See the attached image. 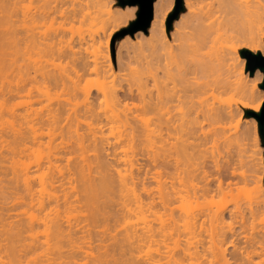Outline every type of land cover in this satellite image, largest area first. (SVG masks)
Wrapping results in <instances>:
<instances>
[{
  "label": "rangeland",
  "instance_id": "obj_1",
  "mask_svg": "<svg viewBox=\"0 0 264 264\" xmlns=\"http://www.w3.org/2000/svg\"><path fill=\"white\" fill-rule=\"evenodd\" d=\"M0 1L4 2L2 4L0 2V56L3 58H0L2 60L0 61V115H2L0 116V215L3 216L0 220V227L2 229L3 224H5L2 220L6 221L8 217L10 220L20 219V222H25L27 219L26 224H29L28 221L32 218L33 220H30L33 227L31 239L35 240L32 242L34 245L31 244L33 247L30 245L32 248H30V253L29 248L25 249L28 253L20 249L23 254H19L18 257L22 261L14 256L15 261L8 257L9 261L18 262L17 264L28 262L32 264V262L44 259L43 253H45L46 248L45 244L41 246V242H45L46 238L44 237H47V231L46 228L44 229L45 226L40 222L38 223V221H40L39 217L46 216V219H50V217L54 219L55 217L58 221L61 220L60 222L63 223L62 226L64 225V227L68 225L74 227L77 224V231L74 238L72 237L74 240H70L73 243L62 241L64 242L62 247L65 249L66 256L70 252H66V250L71 245L77 251H72L74 252H71L72 254L69 253L73 257L69 258L70 256H68L69 259H67L63 255L64 250L61 249L63 260L59 258L60 260H55V262H52L53 264H93L95 263V257H99L98 255L101 253L104 255L106 243H109L110 236L113 240L117 237L121 238L127 229L126 233H131L135 228L134 225L140 228L142 224L144 226L147 219L150 222L149 225L154 223L151 225L156 228V231L160 229L158 231H161V233L157 231L153 242L151 241L149 244L141 243L139 247L132 241L135 246H130L132 250L129 247L127 248L129 251L126 250L127 253L126 251V254L123 253L126 256H123L125 262L122 261L123 259L121 260L122 256H119L115 251L116 257H121L120 259L117 258L119 263L116 264H122L123 262V264H130V262L134 264L133 259L139 256H142V258L143 256L146 258L147 256H153L157 261L159 258L158 262L154 260L157 264H170L172 259L175 260L173 263L176 264H198L199 262H201L199 264H207L212 258L211 256L209 258L211 250L208 247L215 239L214 227L216 223L212 222V217L214 213L221 212L223 222L219 224L218 229L229 236L230 232H233L236 237L234 244H229L230 238L225 241L223 246L225 248V261L222 260L223 258H217L218 262L216 259H212L208 264L211 262L213 264L214 261V264L223 262L225 264L246 263V260L243 261L242 259L244 257L239 256L243 262L238 259V255L245 256V253L238 254V252H242V248H245L247 242L253 237L264 234V204L261 203L264 202V144L259 135L257 121L253 117H248L246 112H259L264 101V90L260 87L263 83V72L258 68L251 72L248 67V60L240 55V50H249L248 46L253 42L259 45L261 52L264 50V21L259 24V27L258 25L250 28L245 26L233 39L223 42L222 46H216L212 52L214 56H211V54L205 56L207 65L210 67L215 66V57L223 55L231 49L239 60L238 71L242 69L240 77L226 79L225 76L216 72L217 68L214 71L209 68L210 71L204 66L205 71H209L203 74L201 71V75L198 71L195 79H192L193 91L188 93L187 98L173 104L169 115L175 120V129L170 138H166V142L174 143L176 141L179 125L186 120L198 121V129L201 131L200 136L202 139H197L198 142L201 141V146L195 149L194 152L190 150L189 154L187 153L190 157L187 154L183 157L173 152H166L163 144L158 140L156 117L159 110L156 109L155 104L158 93L172 87L168 75L164 72L165 68L164 70L162 68L163 63L158 67L157 57L161 58V54V61L163 62L168 59L169 65L166 64L167 68L169 67L175 72L174 68H177V63L169 59V54H173L172 57L175 55L174 58L175 60L177 58L176 61L179 63V56L176 57V54L179 49L185 50L181 53L183 64H193L196 58L200 56V53L194 50L193 37L189 33L190 31L185 28L184 23L182 24L186 12L185 0H183V10L173 20L171 29L169 32L167 31L168 36L165 38L159 32V25L163 23L166 29L165 21L174 7L175 0H155L153 2V18L147 33L138 30L133 34L126 32L122 35L121 33L128 28L129 24L137 19L136 13L139 11L137 5L122 7L119 5L118 0ZM56 1H59L57 11L53 8ZM202 6L201 1L195 0L193 8ZM172 30H180V35ZM252 40L253 42H251ZM49 46L52 47H50L52 50ZM165 52L168 55L164 54ZM208 59L209 61H207ZM242 60H245L243 67ZM95 62L100 66L99 69L94 67ZM2 63L4 64L2 65ZM45 70L48 71L47 74L44 73L47 72ZM41 71L44 73L43 75ZM174 75L177 78V74L174 73ZM159 81H163V84H160ZM103 86L114 89L115 95L121 102L122 111L129 118L127 120L129 123H125L127 126H124L125 124L120 126L118 123L117 125L116 123L107 124L104 121L103 115L111 109V103H109V98H106L102 93ZM251 86L254 87L252 96L246 91ZM88 107L91 112H88ZM216 113L221 114L220 118L214 115ZM21 115L22 117L26 116V123L21 122L22 120L18 121L22 118ZM87 120L91 124L94 120L93 123L96 126H93V124L87 126V124H90L89 122L86 123ZM17 123L20 128L16 126ZM97 126L99 132L96 131L98 130ZM15 129L21 130L18 133L20 132L23 135L16 133V135H19L17 137ZM96 134H98V137ZM92 135H95L96 141ZM95 142L100 147H97ZM93 145L96 146L97 150L101 149L100 152L95 150ZM158 155L160 156L158 157ZM123 158L124 162L121 160ZM128 158L131 161L130 165ZM89 159H92L91 162L95 163L96 166ZM102 162L103 165L112 167L111 172H114L116 176V171H121L122 176L125 173V175L127 173L132 174L135 180L134 183L136 182L131 185L134 186L133 190L130 189L126 191L127 193L125 190L115 194L109 192L111 195H108L111 196L112 201L107 195L108 192H105L107 197L103 193L101 195L99 191V196L96 195V199L92 196V191H87L89 194L84 192L86 189H82V177H87L88 173H91L88 177L92 178L94 176L96 181L100 178L101 171L98 172V169H100L99 166H102L99 163ZM23 164L26 165L24 168H27L26 171L28 170L29 177L31 174V179L29 178L31 191H28L29 193H25L27 191L23 187L25 185L23 178H21L23 177L22 174L18 173L19 180L16 177L17 172L22 173ZM49 166L50 168H48ZM76 166H79V168ZM80 166L83 170L82 173L79 172ZM18 167L20 168L18 169ZM144 173H147L148 177L144 186L147 189L151 188L148 190L150 192L154 191L153 195L156 194L154 195L155 202L153 201L154 204L152 205L148 204L150 200L146 202L147 198H145L146 195L142 189ZM52 174L58 176L62 174L61 178L66 175L67 177L65 176L61 180L62 185L63 183L64 185L62 186L59 183L60 181L58 182L59 185L56 183L59 187H51L52 185L50 186L49 183H43L45 186L40 185L39 181L46 180ZM57 175L55 177L59 178ZM46 182H48V178ZM176 182L184 184L182 186ZM79 184L81 185L79 186ZM161 184L164 186H160L163 193L172 192L171 188H174L175 193L171 195V198L161 199L158 193ZM41 189L43 190L41 191ZM78 189L83 190L84 197ZM198 190L204 192L201 194ZM32 193L34 194V200L31 197ZM189 193L191 194L189 195ZM48 195L51 196L52 200L51 198L47 200L50 197ZM142 195H145V199L142 198ZM52 196L56 202L53 201ZM41 197L46 204L47 201L51 200L48 203L50 205L47 204L46 209L43 211L35 205L37 202L35 199L38 198L39 200ZM137 197L143 199V203H140ZM158 197H160V200ZM105 200L106 202H104ZM126 201L128 204H126ZM21 202L23 203L20 204ZM258 206L259 211L257 210ZM253 208L257 212H253L252 216L250 210ZM104 209L107 215L109 213L111 215L109 216L110 222H107L109 220L106 221L107 224L102 221ZM126 209H130L129 212ZM140 216L141 218L145 217L144 223H142V219H138ZM86 218H88L87 221ZM186 218L190 219L185 220ZM115 219L116 221L119 219V222H116ZM191 219L195 220L193 231H191L192 225L190 226L192 224ZM120 221L126 222L120 223ZM184 221L188 223L185 225ZM88 222L89 225H87ZM111 223H114V226ZM76 226L74 229H76ZM131 226L134 228L131 229ZM185 226L187 228L191 227L189 228L191 230H187ZM94 227L97 228L99 234ZM105 228L108 230L105 231ZM129 228L131 231H129ZM112 230L115 231L116 235L114 232L111 234ZM102 234L105 238L101 236ZM118 234H121V236H118ZM0 236V241H3V234H0ZM26 238L27 241L29 238ZM123 238L124 241L122 239L120 241L124 243L127 240L125 237ZM3 242H0V244L2 243L0 245L2 246L0 247V264L3 262L8 263ZM35 244H40L39 248ZM195 247L196 250L198 249L199 255L194 253ZM71 249L73 250V248ZM188 249L190 251L188 252L189 255H187L188 253L185 254V250ZM80 250H84V253L79 252ZM110 250L109 247L107 251L112 254ZM256 250L259 249L256 248ZM47 251L50 250L47 248ZM148 252L149 255H143L144 253L148 254ZM254 252L256 251L254 250ZM263 252H261L262 254L257 252L259 254L256 253L253 256L254 264H264ZM7 255H9L8 252ZM1 258H4L5 261ZM135 261L137 260L135 259ZM150 261L152 260L149 259ZM147 262H143V264H152ZM136 263L138 264V261Z\"/></svg>",
  "mask_w": 264,
  "mask_h": 264
},
{
  "label": "bare ground",
  "instance_id": "obj_2",
  "mask_svg": "<svg viewBox=\"0 0 264 264\" xmlns=\"http://www.w3.org/2000/svg\"><path fill=\"white\" fill-rule=\"evenodd\" d=\"M196 1H201L202 3H203V6L202 7H200V8H193V6H194V2H195V0H185V9H186V12H185V14H184V20L182 21V24L184 23V25H185V28H188V30L190 31L189 33L192 35V37H193V47H194V50H196V51H198L199 53H200V56L198 57V58H196V60H195V62L193 63V64H183V62L181 61V58H182V54L181 53H183V52H185V50H182V49H179L178 50V52H177V54H176V57L177 56H179V63H178V61H176V60H178L177 58H176V60H175V58H174V56L172 57V55L173 54H166V52L164 53V54H166V55H168L170 58L169 59H172L175 63H177V68H174L175 69V72H173V70L172 69H170L169 67L167 68V66H166V64L167 65H169V63L167 62V60H166V62H163V61H161L162 59V55L160 54V56H161V58H159V57H157L158 59H156L157 60V65H158V67L159 66H161V63H163V65H162V68H163V70H164V68H165V70H164V72L168 75V79H169V81L172 83V87L171 88H166V89H164V90H162V91H160L159 93H158V95H157V101H156V104H155V107H156V109H158L159 110V112H158V116L156 117V122H157V130H156V132H157V138H158V140L163 144V148H164V150L166 151V152H168V153H170V152H173L174 154H176V155H180V156H183L184 157V155H186L190 150H191V152H192V150H193V152H194V150L195 149H198V147L199 146H201V141H199L198 142V140H201L202 139V137L200 136L201 135V131L198 129V125H199V122L198 121H192V120H186V121H183L180 125H179V130L177 131V137H176V141L174 142V143H169V142H166V138H170V136L172 135V132H173V130L175 129V120L172 118V116L171 115H169V113H170V110H171V108H172V106H173V104L175 103V102H180V101H182L184 98H187L188 97V93L190 92V91H193L192 90V79H195V77H196V74L198 73V71L200 72L199 74L201 75V71H202V74L203 73H206V72H208L209 70L211 71V69L214 71V70H216V68H217V70H216V72H219V74H222L223 76H225V78L226 79H229V78H231V77H235V78H237V77H240V75L242 74V69H241V71H238V63H239V60H238V57L234 54L235 52H233L231 49H230V51L229 52H227V53H225V54H223V55H220V56H216L215 57V60H216V63H215V66H214V68H213V66H208L207 65V62H206V60H205V56L207 55H209L210 56V54H211V56H214V54L212 55V52L214 51V49H215V47L216 46H222V44H223V42H226V41H228L229 39H233L238 33H240V31H242L244 28H245V26L246 27H248V28H250V27H253L254 25H258V27H259V24H261V23H263V21H264V0H196ZM1 2V1H0ZM55 2V1H54ZM2 3H4V2H1V4ZM61 3V2H60ZM7 5V4H6ZM7 7V6H6ZM59 7V1H56V5H54V10H56L57 11V8ZM3 8V6L1 7V9ZM8 8H9V6H8ZM181 28V27H180ZM10 29V28H9ZM11 31V30H10ZM173 32L175 31L178 35H180V30H172ZM7 32H9V30H7ZM159 32H160V34H161V36L163 37V38H165V37H167L168 36V32H167V30L165 29V27H164V24L162 23L161 25H159ZM9 34V33H8ZM2 35V34H1ZM4 35H6V34H4ZM7 36V35H6ZM50 36V35H49ZM53 36V35H52ZM2 37V36H1ZM8 38H9V36H7ZM13 37V36H12ZM51 37V36H50ZM54 37V36H53ZM52 37V38H53ZM4 38V37H3ZM55 38V37H54ZM253 38V37H252ZM14 39V38H13ZM52 40V39H51ZM47 42H49V41H47ZM53 42V41H52ZM251 42H253V40L251 41ZM2 43H4V42H2ZM49 44V43H48ZM54 44V43H53ZM52 46V45H51ZM51 46H49V48L51 47ZM233 47V46H232ZM249 47V52L251 53L252 52V54L254 53V54H257V53H260V55L262 56V57H264V50L261 52L260 50V48H259V45H256V44H254V42L251 44V45H249L248 46ZM52 48V47H51ZM50 48V49H51ZM52 50V49H51ZM50 50V51H51ZM73 53V52H72ZM1 55V54H0ZM3 55V54H2ZM57 55H58V53H57ZM60 55V54H59ZM241 55V54H240ZM73 56V55H72ZM206 56V57H207ZM242 56V55H241ZM2 56H0V58H1ZM4 57V56H3ZM75 57V56H74ZM172 57V58H171ZM204 57V58H203ZM243 57V56H242ZM211 58V57H210ZM245 58V57H244ZM1 59H3V58H1ZM0 59V61H2ZM74 59V58H73ZM165 59V58H164ZM203 59V60H202ZM205 60V61H204ZM4 61V60H3ZM74 61V60H73ZM170 61V60H169ZM207 61H209V59L207 60ZM212 63V62H211ZM1 64V63H0ZM4 63H2V65H3ZM245 64V60H242V67H243V65ZM210 65V64H209ZM204 66L206 67V69H209V68H211V69H209V70H207V71H205L206 69H204ZM94 67L96 68V69H99L100 68V66L97 64V62H95L94 63ZM167 68V69H166ZM38 70H40V69H38ZM205 72H204V71ZM45 71H47V70H45ZM42 72V71H41ZM45 74H47L48 73V71L47 72H44ZM43 72L41 73L42 75L44 74ZM174 73L175 74H177V78L175 77V75H174ZM50 74V73H49ZM197 75L198 77L200 76V75ZM48 76V75H47ZM49 77V76H48ZM45 78H46V76H45ZM238 79H240V78H238ZM160 82V84H163V81H159ZM102 87V86H101ZM1 88V87H0ZM104 88V89H103ZM103 95L107 98H109V100H110V102L109 103H111V109L108 111V113L107 112H105L106 114H104L103 116H104V121H106V123L108 124H115L116 123V125H117V123L121 126V125H123V124H125V123H127L128 121L127 120H129V118L124 114V112L122 111L123 109H122V106H121V102H120V100L117 98V96L115 95V91H114V89H112L111 87H104L103 86ZM246 91H247V93H249L251 96L253 95V92H254V87L253 86H251V87H249V88H247L246 89ZM87 94V93H86ZM85 94V95H86ZM263 103V102H262ZM262 106V105H261ZM110 107V106H109ZM121 107V108H120ZM158 107V108H157ZM6 108V107H5ZM87 109H89V107L87 108ZM5 110V109H4ZM2 111V110H1ZM88 111V110H87ZM88 112H91V109H89V111ZM255 112V111H254ZM5 114V113H4ZM13 115V114H12ZM15 115V114H14ZM217 118H220V116H221V114L220 113H216V114H214ZM0 116H2V115H0ZM15 117H16V115H15ZM21 117H22V115H21ZM18 118H19V115H18ZM254 118V117H253ZM12 119H13V117H12ZM23 119H24V121H23ZM11 120V119H10ZM15 120V119H14ZM13 120V121H14ZM22 120V121H21ZM52 120H53V118H52ZM78 120V119H77ZM92 120V119H91ZM95 120V119H94ZM93 120V121H94ZM256 120V119H255ZM17 121V120H16ZM18 121H21V122H24V123H26L25 121H27L26 120V116L24 115L20 120H18ZM93 121H92V124H93V126H96L95 125V123H93ZM15 122V121H14ZM54 122V121H53ZM87 122H89L88 120L86 121V123ZM90 124H87V126L88 125H92L91 124V122H89ZM99 123V122H98ZM129 123V122H128ZM143 123V122H142ZM14 124V123H13ZM20 124V123H19ZM23 124V123H22ZM7 125H9V124H7ZM116 125H114V127H116ZM129 125V124H128ZM16 126H19L18 125V123H17V125ZM124 126H127L126 124L124 125ZM132 125H130V127H131ZM180 126H181V128H180ZM142 128H143V126H141ZM13 128V127H12ZM18 128V127H17ZM19 128H20V126H19ZM97 129H98V126L96 127ZM131 128H133V126L131 127ZM141 128V129H142ZM91 129H92V127H91ZM134 129V128H133ZM16 130V132H15V135H16V133H18V131H21V130H18V129H15ZM89 130H90V126H89ZM93 130V129H92ZM91 130V131H92ZM95 130V129H94ZM132 130V129H131ZM13 131V130H12ZM11 131V132H12ZM91 131H90V133H91ZM96 131H98L99 132V129L98 130H96ZM95 131V132H96ZM135 131V130H134ZM94 132V131H93ZM20 133V132H19ZM18 133V134H19ZM89 133V134H90ZM133 133V132H132ZM20 134H22V133H20ZM81 134V133H80ZM92 134V133H91ZM135 134V133H134ZM23 135V134H22ZM97 135V137H98V134H96ZM132 135V134H131ZM130 135V136H131ZM13 136H14V134H13ZM17 137H19V135H16ZM78 136V135H77ZM83 136V135H82ZM95 135H92V137L95 139L96 137H94ZM78 138V137H77ZM91 138V137H90ZM100 138H101V136H100ZM99 138V139H100ZM17 139V138H16ZM20 139H21V137H20ZM20 139H18V140H20ZM92 139V138H91ZM94 139H93V141H94ZM198 139V140H197ZM78 140V139H77ZM82 140V139H81ZM97 140H98V138H97ZM195 140H197V141H195ZM92 141V142H93ZM95 141H96V139H95ZM98 142V141H97ZM96 143V142H95ZM95 145V144H94ZM93 145V147H95V150H97V148H96V146L97 145H99V144H97L96 143V146H94ZM82 146V145H81ZM15 147V146H14ZM92 147V148H93ZM97 147H100V146H97ZM16 149V148H15ZM94 149V148H93ZM101 150V149H100ZM100 150H97V151H99L100 152ZM93 152H94V150H93ZM98 153V152H97ZM102 153V152H101ZM100 153V154H101ZM126 154V153H125ZM124 154V155H125ZM129 154V153H128ZM156 155H157V153H155ZM154 154V155H155ZM160 154V153H159ZM189 154V153H188ZM187 154V155H188ZM191 154H193V153H191ZM95 155H98V154H95ZM161 155V154H160ZM160 155H158V157L160 156ZM186 155V156H187ZM164 156V155H163ZM189 157H190V155H188ZM122 157H124V156H122ZM121 157V158H122ZM126 157V156H125ZM157 157V156H156ZM165 157H166V155H165ZM49 158V157H48ZM101 158V157H100ZM154 158V157H153ZM51 159V158H50ZM50 159H48L49 161H50ZM95 159V158H94ZM127 159V158H126ZM125 159V160H126ZM157 159V158H156ZM90 160V162H91V160L92 159H89ZM99 160V159H98ZM96 161V162H99V161ZM102 160V159H101ZM121 160H123V162H124V158L123 159H121ZM131 160H133V159H131ZM154 160V159H153ZM178 160V159H177ZM128 161H129V158H128ZM48 162V161H47ZM130 162L131 161H129L128 163H129V165H130ZM175 162V161H174ZM177 162V161H176ZM92 163V162H91ZM52 164V163H51ZM50 164V165H51ZM93 164V163H92ZM100 165L102 164V166H99L100 167V169H98V172L99 171H101L100 173V178H98L96 181H95V179H94V176L91 178V177H88V176H90L89 174H91V173H88V175H87V177L85 176V174H83V176H85V177H82L83 178V183H82V185H83V190H85L86 189V191H84V192H87V191H89V192H91L90 194L95 198V197H97L96 195H98L99 196V191L101 192L100 194L102 195V193L105 195V196H107L108 194H112L113 192H114V194L115 193H121V192H123L124 190H125V192L126 191H129L130 189H132L134 186H131L133 183H134V176L131 174L130 175V173L128 174L127 173V175H125V174H123V172H122V174L124 175V176H122L121 175V171H116L117 172V176H116V174H114V172H111V168L108 166V165H103V162L102 163H99ZM107 164H108V161H107ZM132 165H133V163H131ZM178 164V163H177ZM24 165V164H23ZM77 165H79V164H77ZM90 165V164H89ZM89 165H88V167H89ZM93 165H95V163L93 164ZM126 165V164H125ZM131 165V166H132ZM86 166V165H85ZM91 166V165H90ZM96 166V165H95ZM97 166H98V164H97ZM24 167H26V165H24L23 166V170L21 169V171H22V173H20V172H17V174H16V177H17V175H18V173L21 175L22 174V176L23 177H21V178H23V182H24V185L25 186H23V187H25L26 189V191L27 192H25V193H29L30 191H31V188H30V183H29V178L31 179V174H30V177H29V175H28V170L26 171V169L24 168ZM77 167V166H76ZM87 167V168H88ZM128 167H130V166H128ZM175 167V166H174ZM14 168V167H13ZM16 168V167H15ZM20 167H18V169H19ZM48 168H50V166L48 167ZM77 168H79V166L77 167ZM77 168H75V169H77ZM85 168V167H84ZM86 168V169H87ZM92 168V167H91ZM97 168V167H96ZM115 168V167H114ZM176 168V167H175ZM85 169V170H86ZM14 171H15V169H13ZM78 170V169H77ZM84 170V171H85ZM118 170V169H117ZM178 170V169H177ZM17 171H20V170H17ZM57 171V170H56ZM81 171H83V170H81V166H80V170H79V172H81ZM97 171V170H96ZM131 171V170H130ZM183 171V170H182ZM16 172V171H15ZM14 172V173H15ZM30 172V171H29ZM58 172V171H57ZM78 172V171H77ZM89 172V171H88ZM94 172V171H93ZM115 172V173H116ZM61 173V172H60ZM82 173V172H81ZM80 173V174H81ZM84 173V172H83ZM86 173V172H85ZM177 173V172H176ZM51 174V173H50ZM59 174V173H58ZM99 174V173H98ZM97 174V175H98ZM178 174V173H177ZM183 174V173H182ZM48 175V174H47ZM57 175V174H56ZM56 175H54V174H52V175H50L49 177H47L48 178V182H46V180H47V178H46V180H41V181H39V183H40V185H42L43 183L45 184V183H49L50 184V186L51 187H57L58 185H59V183H61V185H62V182H61V180L66 176V175H64L62 178L60 177V176H62V174L61 175H57L59 178H57V177H55ZM72 175V174H71ZM135 175V174H134ZM184 175V174H183ZM183 175H180V176H183ZM229 175V174H228ZM81 176V175H80ZM115 176V177H114ZM177 176V175H176ZM175 176V177H176ZM187 176V175H186ZM227 176V175H226ZM67 177V176H66ZM19 178V176L17 177V179ZM21 178H20V180H21ZM41 179H42V177H40ZM61 178V179H60ZM77 178V177H76ZM81 178V177H80ZM81 178V179H82ZM148 177H147V173H144L143 174V178H142V181H143V184H142V189H143V192L145 193V195H142L143 197L142 198H144V196H145V198H147L146 199V202H148L149 200V202H148V204H154L153 203V201L155 202V199H154V195H156V194H152V193H154V191L153 192H150V190H148V189H151V188H148L147 189V187L146 186H144V184H145V181H146V179H147ZM179 178V177H178ZM44 179V178H43ZM77 179H79V178H77ZM19 180V179H18ZM66 181H68L67 179H65ZM70 180V179H69ZM76 180V179H75ZM178 180H180V179H178ZM177 180V181H178ZM31 181V180H30ZM60 181V182H59ZM74 181V180H73ZM78 181H80V180H78ZM77 181V182H78ZM98 181V182H97ZM182 181H185L186 182V180H183L182 179ZM59 182V183H58ZM64 182V181H63ZM69 182V181H68ZM71 182V181H70ZM76 182V183H77ZM56 183L58 184V185H56ZM81 183V182H80ZM136 183V182H135ZM134 183V184H135ZM176 183H178V182H176ZM180 183V182H179ZM178 183V184H179ZM228 183V182H227ZM230 183V182H229ZM43 184V185H44ZM46 184V185H47ZM53 184H55V185H53ZM172 184H173V180H172ZM177 184V185H178ZM182 186H183V184L184 183H180ZM191 184V183H190ZM226 184V183H225ZM42 185V186H43ZM63 185H64V183H63ZM62 185V186H63ZM81 184H79V186H80ZM175 185V184H174ZM180 185V186H181ZM199 185V184H198ZM228 185V184H227ZM45 186V185H44ZM75 187H76V184L74 185ZM160 186H163V184H161V185H159V196L161 197V199L162 198H164V199H166V198H171V195H174L173 193H175L174 192V188H171L172 190V192H166V191H164V192H166V193H163L162 192V189L160 190ZM188 186V185H187ZM217 186H218V183H217ZM230 186V185H229ZM59 187V186H58ZM82 187V186H81ZM164 187V186H163ZM165 187H166V185H165ZM171 187V186H170ZM78 188V187H77ZM169 188V187H168ZM189 188V187H188ZM194 188V187H193ZM196 188V187H195ZM194 188V189H195ZM200 188H203V187H200ZM205 188H206V186H205ZM209 188V187H208ZM219 188V187H218ZM217 188V189H218ZM177 189V188H176ZM210 189V188H209ZM43 189H41V191H42ZM79 191H80V193H82V191L83 190H81V189H78ZM133 190V189H132ZM178 190V189H177ZM190 190H192V189H190ZM197 190V189H196ZM203 190H206V189H203ZM200 191L201 192V194H202V192H204V191ZM208 190V189H207ZM219 190H220V188H219ZM29 191V192H28ZM93 191H95V192H93ZM168 191V190H167ZM189 191V190H188ZM222 191V190H221ZM13 192H16V191H13ZM83 192V193H84ZM105 192L107 193V195L105 194ZM110 192V193H109ZM177 192H179V191H177ZM176 192V193H177ZM198 192H199V190H198ZM199 192V193H200ZM207 192V191H206ZM212 192V191H211ZM82 193V194H83ZM88 193V192H87ZM87 193H85V194H87ZM98 193V194H97ZM127 193V192H126ZM208 193V192H207ZM210 193V192H209ZM89 194V193H88ZM110 194V195H111ZM113 194V196H115ZM125 194V193H124ZM178 194V193H177ZM191 193H189V195H190ZM196 194V193H195ZM15 195H16V193H15ZM33 193L31 194V197H32V199H33ZM55 195V194H54ZM53 195V196H54ZM95 195V196H94ZM110 195H108L109 196V198H111V196ZM120 195V194H119ZM126 195V194H125ZM133 195V194H132ZM153 195V196H152ZM192 195H193V192H192ZM191 195V196H192ZM199 195V194H198ZM197 195V196H198ZM204 195V194H203ZM26 196H27V194H26ZM41 196V195H40ZM50 195H48V197H49ZM52 196V197H53ZM87 196V195H86ZM107 196V197H108ZM118 196V195H117ZM124 196V195H123ZM134 196H135V194H134ZM169 196V197H168ZM197 196H196V198H197ZM202 196V195H201ZM204 196H206V195H204ZM39 197V196H38ZM59 197V196H58ZM83 197H84V194H83ZM102 197V196H101ZM120 198L122 197V196H119ZM127 197V196H126ZM139 197V196H138ZM138 197H137V199H138ZM157 197V196H156ZM160 197H158V199L160 198ZM173 197V196H172ZM195 197V196H194ZM16 198V197H15ZM36 198V197H35ZM42 198V197H41ZM41 198H39V200H38V198L37 199H35V200H37V202L35 203V205L36 206H38V208H39V210H41L42 209V211L44 210V209H46V205L48 204V203H50L51 202V200H52V198H51V196L47 199V197H46V199L47 200H49L50 198H51V200L50 201H47L48 203L46 204V202L43 200V198H42V200H41ZM91 198V197H90ZM114 198V197H113ZM116 198V197H115ZM123 198V197H122ZM144 198V199H145ZM191 198V197H190ZM28 199V198H27ZM45 199V198H44ZM53 201H55L56 202V200H55V198L53 197ZM59 199V198H58ZM65 199V198H64ZM86 199V198H85ZM96 199V198H95ZM102 199V198H101ZM119 199V198H118ZM125 199V198H124ZM131 199H133V198H131ZM31 200V199H30ZM34 200V199H33ZM83 200V199H82ZM94 200V199H93ZM104 200V199H103ZM111 201H112V198L110 199ZM110 200H109V202H110ZM126 200V199H125ZM139 201H140V203H143V199H138ZM143 200V201H142ZM148 200V201H147ZM160 200V199H159ZM168 200V199H167ZM25 201V200H24ZM28 201V200H27ZM52 201V202H53ZM86 201V200H85ZM101 201V200H100ZM136 201V200H135ZM138 201V202H139ZM163 203H164V201L163 200H161ZM67 202V201H66ZM91 202H93V201H91ZM104 202H106V200L104 201ZM103 202V203H104ZM119 202V201H118ZM125 202V201H124ZM127 202V201H126ZM134 202V201H133ZM137 202V203H138ZM157 202V201H156ZM168 202V201H167ZM23 202H21L20 204H22ZM65 203V202H64ZM108 203V202H107ZM115 203V202H114ZM145 203V202H144ZM261 203H263L264 204V202H261ZM25 204V203H24ZM28 204V203H27ZM52 204V203H51ZM90 205H91V203H89ZM97 204V203H96ZM101 204V203H100ZM105 204V203H104ZM109 204V203H108ZM124 204V203H123ZM126 204H128V202L126 203ZM130 204V203H129ZM26 205V204H25ZM34 205V206H35ZM48 205H50V204H48ZM53 205H54V203H53ZM112 205V204H111ZM120 205H122L121 203H120ZM138 205H139V203H138ZM257 205V204H256ZM27 206H29V205H27ZM98 206V205H97ZM125 206V205H124ZM143 206V205H142ZM145 206H147V205H145ZM261 206V205H260ZM45 207V208H44ZM51 207H52V205H51ZM56 207H57V205H56ZM101 207V206H100ZM99 207V208H100ZM105 207V206H104ZM103 207V208H104ZM130 207V206H129ZM144 207V206H143ZM148 207V206H147ZM151 207V206H150ZM262 207H263V205H262ZM58 208V207H57ZM106 208V207H105ZM126 208V207H125ZM32 209V208H31ZM95 209H97V208H95ZM124 209V208H123ZM257 209V208H256ZM259 206H258V211H259ZM263 209V208H262ZM49 210V209H48ZM52 210V209H51ZM93 210V209H92ZM99 211H100V209H98ZM102 210V209H101ZM126 210H128V209H126ZM130 210V209H129ZM129 210H128V212H129ZM250 210V209H249ZM257 210H254V208L252 209V210H250L251 212V214L250 215H252V214H254L253 212H257ZM42 211H40V212H42ZM104 211H105V213H104ZM104 211L102 212V218H103V220L102 221H104L106 224H107V222L109 223L110 222V220H109V216H111V215H107V212H106V210L104 209ZM45 212V211H44ZM114 212V211H113ZM22 214V213H21ZM44 214V213H43ZM97 214V213H96ZM101 214V212L99 213V215ZM112 214V213H111ZM89 215V214H88ZM98 215V214H97ZM11 216V215H10ZM16 216H18V215H16ZM60 216V215H59ZM116 217H117V214L115 215ZM127 216V215H126ZM131 216V215H130ZM253 216V215H252ZM251 216V217H252ZM1 217L3 218V216L2 215H0V220H1ZM7 217H8V215H7ZM6 217V218H7ZM53 217V216H52ZM133 217V216H132ZM131 217V218H132ZM138 217V216H137ZM192 217V216H191ZM9 218V217H8ZM7 218V219H8ZM11 218H13V216H11ZM26 218H28V217H26ZM40 218V221H38L39 219L37 218V221H38V223L40 222V224H43V226H45L44 227V229L47 231V237H44V238H46L45 239V242H41L42 244H41V246L43 245V244H45V248H46V250H45V253L47 252V254L45 255V253H43L44 254V259H42V261L41 260H39L38 262H34L35 264H53L52 262H55V260L57 261V259H58V261L60 260V259H62L63 260V257L61 258V256H62V250H64V254L63 255H65V249H64V247H62V246H64L62 243H64V242H62L63 240H65V242L66 241H68V243L70 242H72L74 239V234L76 233V231H77V224L75 225L76 226V229H74V227L71 225V226H66V227H64V225L62 226V224L63 223H61L60 221H58V219L57 218H55L54 217V219H52L51 217H50V219L49 218H47V219H49V220H47L46 219V216H44V217H39ZM43 218V219H42ZM46 219V221H48V222H46L45 221V219ZM59 218V217H58ZM93 218V217H92ZM111 218V217H110ZM121 218V217H120ZM145 218V217H144ZM144 218H141V216H140V218H138L139 220L140 219H142V223H144V221L146 220V219H144ZM213 219H212V222H214V223H216L215 224V227H214V234H215V239H213L212 240V242H211V244L209 245V247H208V249H210L211 251V254L209 255V258H210V256L212 257V258H210L211 260L213 259H216L217 260V258H219V259H222V260H224L225 261V248L223 247L224 246V244H225V241H226V239L227 238H230V241H229V244L231 243V244H234V239H235V233H233V232H230V236L229 235H227V233H225V232H223V231H221L220 229H218V226H219V224L220 223H222L223 222V217H222V213L221 212H216V213H214L213 214V217H212ZM6 219V221H3L2 220V222L4 223L5 222V224H3L4 226H2V229H1V227H0V234H3V236H4V242L1 240L0 242H3V248L5 249V255L7 256V259H8V263H4V264H17L18 262H13V261H9V258L8 257H11L12 259H13V256L16 258L17 257V259L18 260H20L21 258L20 257H18V255L20 254L21 255V253L23 254V252H20L21 250L23 251V250H25V249H28L29 248V253H30V250L32 249L31 247H33L32 245H34V243L32 244V242H34L31 238V236L33 235V227H32V223H30L31 221L29 220L28 221V223L29 224H26L27 222H26V220H25V222L24 221H21L20 222V219L18 220H10V218H9V220H7ZM61 219V218H60ZM87 219L88 218H86V221H87ZM100 219V218H99ZM144 219V220H143ZM188 219H190V218H188ZM187 218L185 219V220H188ZM196 219V218H195ZM22 220V219H21ZM107 220H109V221H107ZM121 220V219H120ZM192 220V219H191ZM7 221H9V222H7ZM100 221V220H99ZM107 221V222H106ZM115 221H116V219H115ZM118 222H119V219L117 220ZM116 221V222H117ZM149 220L147 219V221H146V223H145V225L143 226V224L141 225V228L140 227H138L137 225L135 226L134 225V229L132 228V226H131V229H133L132 231L130 230V228H129V231H131V233L130 232H128V233H126L127 231H128V229L126 230L125 228H127V227H125V228H123V229H125L126 230V232H124V235H122L123 237H125L126 238V242H124L123 243V241H124V238L123 237H114V238H116V239H112V237L110 236V238L108 239L109 240V243H106L107 245L108 244H110L109 246H107L106 245V250L104 251V255H103V253H101L100 255H98L99 257H95V263H93V264H109L110 262V264H116V263H119V259L121 258V257H116V253H115V251H117V253L119 254V256H122V258H121V260L123 259V256H125V255H123V253H125V251L127 250V251H129L127 248H129L130 246L132 247V246H135V245H138V247H139V244H141V243H148L149 244V242L151 243V241L153 242L155 239V237H156V235H157V231L158 230H160V229H158L157 231H156V228L155 227H153L151 224H154V223H151L150 225H149V223L150 222H148ZM175 221V220H174ZM24 222V223H23ZM115 222V223H116ZM121 222H123V221H120V223ZM124 222H126V221H124ZM123 222V223H124ZM152 222V221H151ZM194 222V223H193ZM7 223V224H6ZM70 223V222H69ZM130 224H131V222H129ZM184 223H185V225H186V223H188L187 221L185 222L184 221ZM190 223H191V221H190ZM65 224V223H64ZM68 224V223H67ZM99 224V223H98ZM112 224V223H111ZM110 224V225H111ZM114 224V223H113ZM112 224V225H113ZM128 224V223H127ZM147 224V225H146ZM173 224V223H172ZM175 224V223H174ZM183 224V223H182ZM193 224H195V220H192V224H190V226L192 227H189V228H191V229H189V228H187L186 226V228H187V230L189 229V230H191V231H193ZM1 225V224H0ZM31 225V226H30ZM87 225H89V222H88V224ZM101 225H102V223H101ZM119 225V224H118ZM129 225V224H128ZM127 225V226H128ZM140 225V224H139ZM34 226V225H33ZM82 226H84V225H82ZM93 226V225H92ZM92 226H91V228H92ZM96 226H97V223H96ZM95 226V227H96ZM109 226V225H108ZM107 226V227H108ZM114 226V225H113ZM117 226V225H116ZM64 227V228H63ZM90 227V226H89ZM94 227V228H95ZM119 227V226H118ZM122 227H124L123 225H122ZM84 228V227H83ZM110 228H112V227H110ZM137 228H139V229H137ZM159 228V227H158ZM80 229V228H79ZM78 229V230H79ZM82 229V228H81ZM96 230H97V228H95ZM94 229V230H95ZM113 229H115L114 227H113ZM185 229V228H184ZM95 230V231H96ZM105 231L106 230H108V229H104ZM103 230V231H104ZM122 230V229H121ZM162 230V229H161ZM186 230V229H185ZM186 230V231H187ZM88 231V230H87ZM111 231V230H110ZM109 231V232H110ZM120 231V230H119ZM163 231V230H162ZM191 231H189L190 233H191ZM96 232H98V230L96 231ZM109 232H107V233H109ZM115 233V231H113L112 230V232H111V234L112 233ZM118 232V231H117ZM158 232H160L161 233V231H158ZM90 233H91V231H90ZM89 233V234H90ZM102 233H104V232H102ZM106 233V234H107ZM126 233V234H125ZM73 234V235H72ZM96 234V233H95ZM98 234H99V232H98ZM123 234V233H122ZM128 234V235H127ZM107 235H110V234H107ZM115 235H116V233H115ZM115 235H113V236H115ZM237 235V234H236ZM27 236H29L28 238H26ZM101 236H104L103 234L101 235ZM118 236H121V234L119 235L118 234ZM128 236V237H127ZM1 237V236H0ZM73 237V238H72ZM109 237V236H108ZM25 238L26 239H28L27 241L25 240ZM99 238V237H98ZM101 238V237H100ZM103 238V237H102ZM104 238H105V236H104ZM2 239V238H1ZM30 239H31V241H30ZM112 239V240H111ZM119 239V240H118ZM120 239H122L123 241H120ZM25 240V241H24ZM70 240H72V241H70ZM118 240V241H117ZM22 241H24L23 243H22ZM28 241H30V243H28ZM44 241V240H43ZM76 241V240H75ZM102 241V240H101ZM101 241H99V242H101ZM132 243V241H134V243H135V245H133L134 243H132V245H131V243ZM18 242H20V243H18ZM37 242V241H36ZM35 242V243H36ZM40 242V241H39ZM102 242H104V241H102ZM129 243V244H126V243ZM248 242H249V244H248ZM247 242V244H248V246H247V244L244 246L245 248H242L243 249V251L242 252H238V254H240V253H242V254H244L245 253V256H242V255H238V259H240L241 261H242V259H243V261H245L246 260V263L245 262H243L242 264H254V262H253V256L254 255H256V253L257 252H259L260 254H262L261 252L262 251H264V234H261V235H258V236H256V237H253L250 241H248ZM38 243V242H37ZM67 243V244H68ZM73 243V242H72ZM2 244V243H1ZM0 244V245H1ZM32 244V245H31ZM62 244V245H61ZM66 244V245H67ZM101 244V243H100ZM19 245V246H18ZM30 245H31V247H30ZM40 244H35V246L36 247H38ZM70 245V244H69ZM105 245V244H104ZM145 245V244H144ZM22 246V247H21ZM27 246H29V247H27ZM44 246V245H43ZM68 246V245H67ZM101 246V245H100ZM143 246V245H142ZM0 247H2V246H0ZM20 247V248H19ZM35 247V248H36ZM107 247H108V249H109V247L111 248V250L110 251H112V254H111V252H110V254H109V252L107 251L108 249H107ZM131 247H130V249H131ZM147 247H148V245H147ZM31 248V249H30ZM34 248V249H35ZM39 248V247H38ZM47 248H48V250H50V251H47ZM65 248H66V246H65ZM69 248V249H68ZM67 249L68 250H66V252H69V253H71L72 251H77V249L75 250L74 249V246L72 247V245L70 246V247H68ZM71 248H73V250L71 249ZM100 248V247H99ZM188 248V247H187ZM186 248V249H187ZM251 248H253L252 250H251ZM256 248L257 249H259V250H256ZM1 249V248H0ZM21 249V250H20ZM62 249V250H61ZM104 249V248H103ZM135 249V248H134ZM191 249V248H190ZM207 249V248H206ZM250 249V250H249ZM132 250V249H131ZM192 250H194V249H192ZM198 250V249H197ZM196 250V247H195V254H200L199 253V251H197ZM235 250V249H234ZM254 250L256 251V252H254ZM260 250H262L261 252H260ZM26 251V250H25ZM114 251V252H113ZM127 251H126V253H127ZM149 251V250H148ZM186 251V253L185 254H187L188 252H190L189 251V249L188 250H185ZM197 251V252H196ZM203 251V250H202ZM207 252H208V250H206ZM3 252V251H2ZM7 252H8V254L9 255H7ZM27 252V251H26ZM33 252V251H32ZM79 252H83L84 253V250L83 251H79ZM201 252V251H200ZM232 252H234V251H232ZM235 252H236V250H235ZM4 253H3V255H4ZM28 253V252H27ZM35 253V252H34ZM69 253H67V256H66V258L68 257V256H70L69 255ZM72 253H74V252H72ZM71 253V254H72ZM75 253H78V252H75ZM125 253V254H126ZM134 253V252H133ZM132 253V254H133ZM139 254H140V252H138ZM184 253V252H183ZM193 253V254H194ZM254 253V254H253ZM259 253H257V254H259ZM264 253V252H263ZM24 254H25V252H24ZM42 254V255H43ZM117 254V255H118ZM121 254V255H120ZM135 254V253H134ZM154 254V253H153ZM190 253H188L187 255H189ZM192 254V253H191ZM209 254V253H208ZM207 254V255H208ZM137 255V254H136ZM140 255H142V254H140ZM143 255H149V252H148V254H146V253H144ZM151 255V254H150ZM160 255V254H159ZM173 255V254H172ZM172 255H171V257H172ZM181 255H182V252H181ZM6 256H4V257H6ZM25 256V255H24ZM64 256V257H65ZM116 258H115V257ZM132 256V255H131ZM139 256V255H138ZM138 256H136V257H138ZM184 256H186V255H184ZM194 256V255H193ZM239 256H241V257H244V258H242L241 259V257H239ZM22 257V256H21ZM73 257V256H72ZM71 256L69 257V258H72ZM126 257V256H125ZM128 257V256H127ZM140 257V258H139ZM138 258H135L137 261H138V264H140L139 262H141L142 264H143V262L144 263H146L147 261L149 262V259L150 260H152V261H150L152 264L153 263H155V261L156 262H158L159 261V258H158V261L157 260H155V258H153V256H147V258L145 257V256H143V258H142V256H139ZM145 257V258H144ZM180 257V256H179ZM188 256H186V258H187ZM192 257V256H191ZM236 257V256H235ZM10 258V260H12ZM36 258V257H35ZM41 258H42V256H41ZM60 258V259H59ZM65 258V259H66ZM69 258H67V259H69ZM97 258V259H96ZM117 258H119L118 260H117ZM189 258V257H188ZM2 259V258H1ZM4 259V258H3ZM2 259V260H3ZM37 259V258H36ZM36 259H34V260H36ZM129 259V258H128ZM135 259H133V262H134V264H137L136 262L137 261H135ZM157 259V258H156ZM175 259V258H174ZM181 259V258H180ZM183 259V258H182ZM236 260V261H239V260ZM245 259V260H244ZM1 260V261H2ZM14 260V259H13ZM17 260V261H18ZM33 260V261H34ZM93 260V261H94ZM111 260V261H110ZM125 259H123L122 261H124ZM126 260H127V258H126ZM132 260V259H131ZM130 260V261H131ZM155 260V261H154ZM211 260H209V261H211ZM3 261H5V260H3ZM15 261V260H14ZM20 261H22V259L20 260ZM109 261V262H108ZM116 261H118V262H116ZM172 261V263H170V264H176V263H173V262H175V260L173 261V259L171 260ZM179 261V260H178ZM207 261V260H206ZM205 261V262H206ZM208 261V262H209ZM235 261V262H236ZM240 261V262H241ZM12 262V263H11ZM108 262V263H107ZM125 262V261H124ZM123 262V263H124ZM132 262V263H133ZM147 262V263H148ZM149 262V263H150ZM170 262V261H169ZM208 262H207V264H208ZM217 262H218V260H217ZM221 262V261H220ZM2 263V262H1ZM2 263V264H3ZM19 263H21V262H19ZM30 262H28V263H26V264H29ZM33 262H32V264H34ZM121 263V262H120ZM122 263V264H123ZM199 263H201V262H199ZM198 263V264H199ZM215 263V261L213 262V264ZM226 263H227V261H226ZM130 264H131V262H130ZM155 264H157V263H155ZM169 264V263H168ZM178 264V263H177ZM193 264V263H192ZM210 264H212V262L210 263ZM217 264V263H216ZM220 264H225V262H223V263H220ZM229 264V263H228ZM236 264V263H235ZM238 264V263H237ZM240 264V263H239ZM255 264H259V263H255Z\"/></svg>",
  "mask_w": 264,
  "mask_h": 264
},
{
  "label": "water",
  "instance_id": "obj_3",
  "mask_svg": "<svg viewBox=\"0 0 264 264\" xmlns=\"http://www.w3.org/2000/svg\"><path fill=\"white\" fill-rule=\"evenodd\" d=\"M155 0H118L120 6L124 7L126 5L134 6L137 5L139 11L136 13L137 19L132 21L128 28L125 29L122 34L126 32L133 34L134 32L141 30L147 33V30L150 26L151 20L153 18V2ZM183 10V0H175L174 7L172 11L168 14L165 26L166 30L169 32L173 20H175L179 13ZM240 54L248 60V67L251 72L256 68L260 69L263 72V83L260 87L264 90V57L260 54H252L247 49L240 50ZM246 115L248 117H254L257 121L259 135L264 144V101L259 112L247 111Z\"/></svg>",
  "mask_w": 264,
  "mask_h": 264
}]
</instances>
